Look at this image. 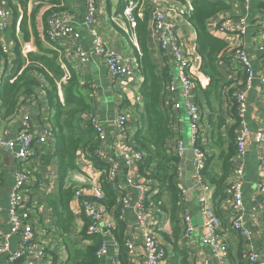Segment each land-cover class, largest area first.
<instances>
[{"label": "crops", "instance_id": "obj_1", "mask_svg": "<svg viewBox=\"0 0 264 264\" xmlns=\"http://www.w3.org/2000/svg\"><path fill=\"white\" fill-rule=\"evenodd\" d=\"M51 0H30L27 4V15L32 10L34 13V26L30 25V19L26 21L28 29V39L24 40L19 31L18 22L15 27L12 26V16L9 27L2 37L4 43L8 46L7 54H0V80L2 75L12 72L14 61L16 60V52L25 57L29 53L43 54L46 50H50L57 54L60 67L67 72V66L74 70L78 77V83L83 90L88 101V111L84 114L94 115L101 121H107L116 117V113L125 114L128 118L127 129L131 136H134L139 127V114L143 109V97L141 91L144 85V78L137 66V51L129 46L127 36L123 33L121 26L115 22L118 14L123 7V0H96L97 12L95 14L94 24L96 34L100 36L106 43L109 50L120 54L124 60L135 63L133 75L129 78H113L106 71L100 60L94 57L92 53V36L89 28L83 24L85 16L84 0H65L66 7L73 13L72 25L79 33L77 39H59L55 43H50L46 36L45 17L49 11ZM206 3H224L229 6L228 11H223L215 14L206 21L208 32L216 39L223 41L227 49L217 55L219 64L217 69L226 80L233 82L231 89H236L245 80V75L241 66L231 58L230 48L240 47L248 54L252 63L255 75V81L252 89L247 94L248 113L247 120L249 124V136L246 144V154L243 159L237 155L235 150L234 156L228 161L230 167L228 177L224 183V188L227 190L229 186L237 179L235 171L242 164L243 171L241 179L244 182L243 206L245 224L251 227L254 231L264 232V210L254 211V202L252 194L256 191L259 182H264V170L259 168L261 160H264V143L256 139V134L264 129V97L262 87L259 84V76L262 72V60L257 51L260 44H264V33L260 29V23L264 20V8L261 4L264 0H249L248 6L243 0H203ZM7 2V0H5ZM16 5V1H12ZM161 6L168 12V21L178 38L181 47L185 51L186 56L191 60L190 72L193 77V88L189 95V100L197 106L200 118L199 137L202 145L209 144L211 127L208 124L209 116L215 120L222 119L220 125L221 133L225 145L229 143L227 135L233 122L230 118L231 114V99L227 94H223V88L219 90V98L215 95L209 85V79L202 74L200 70L201 58L196 51V36L192 24L187 19L183 4L179 0H161ZM152 6L147 3L144 8V18L147 21L146 43L150 54L151 62L153 63L157 75L165 79L163 86L162 108H164L169 116V128L172 132L171 150L173 155L177 154L176 144L182 140L185 144H189L188 123L186 120V112L184 109L175 111L174 104L180 99L178 92L169 93L166 90L167 84L171 79V75H175L171 57L166 51L161 50L158 41L155 39L152 31L153 17L151 13ZM18 9V8H17ZM21 13V9H18ZM230 17L232 20H237L240 17L247 19V32L243 36L224 35L217 32L218 22L221 18ZM10 28V29H9ZM9 30V31H8ZM1 38V39H2ZM78 46L83 51L88 52L92 60L83 64L73 56L70 49L72 46ZM18 46V47H15ZM16 49V50H15ZM48 56H50L48 54ZM37 84L31 87V92L23 94L18 100V106L15 116L11 119L2 118L1 98H0V133L7 138H13L18 130L21 117L28 115L31 124L38 136L44 130H52L53 110L49 108L48 103V84L42 77L36 76ZM228 89V88H227ZM230 89V88H229ZM218 92V91H217ZM222 92V95H221ZM63 100V99H62ZM82 127L87 126L83 114L81 116ZM112 139H108L107 146L111 147L115 141V129L112 126H106ZM53 132V130H52ZM233 136H236V130L233 131ZM234 141V140H233ZM46 145H41L38 142L34 143L35 155L22 162L16 160L13 152L6 149H0V237L7 232L8 223L6 219V208L8 191L14 184V174L18 169L28 171V181L25 184V201L27 202V218L25 223L29 225L35 232V241L38 248L43 249L45 257L37 264H67L70 259L71 252H68L69 241L77 244L82 248V237L80 232L83 226L88 224L87 218L79 211L72 196L69 200V209L72 214V227L68 233H63L56 224L57 213L60 210L58 205L59 192L65 186V178L59 173L58 157L56 154V145L54 136L47 139ZM210 148V147H209ZM214 154L210 169L214 167V172L220 175L219 162L216 158L220 153V149L211 148ZM179 162L178 182L180 184V169L184 168L189 161L187 158L188 152ZM178 157V155H176ZM184 161V163L181 162ZM121 178L119 183L124 187L126 181L123 177L124 172H120ZM133 175L139 177V173L134 170ZM192 184L194 179L191 174ZM211 194L209 198L210 205L214 213L219 214L224 238L227 241L229 248L228 264H244L242 256L247 248V243L241 236L230 230V197L228 200L216 206L214 187L209 183ZM129 192L131 199L138 197L139 193L136 190H126ZM196 189L193 193L191 201L179 206L174 220L170 218V214L160 208L162 202L156 205H149V218L157 222L156 237L166 249L165 262L161 264H200L204 260H212L209 250L201 245L202 237V221L197 210V194ZM226 194L227 191H226ZM162 200L167 201L166 197ZM261 200L264 201V187L261 191ZM150 203V202H149ZM104 208V207H103ZM189 210L192 217L194 230L191 236H183V223L181 216L183 211ZM104 211L108 213L109 220H114L113 211ZM126 221L125 236H129L138 251V255L130 258L125 253L124 264H144L142 254V231L135 225L134 216L130 210H127L124 215ZM116 223V221H115ZM174 228H177L174 232ZM109 246L106 252L99 260V264H123L120 259V244L117 248L112 246V241L115 237L106 231L102 232ZM260 249L264 248V240L255 243ZM18 248L17 238L11 241V251ZM125 249V248H124ZM126 251V249H125ZM231 251V252H230ZM127 252V251H126ZM0 264H8L5 257L0 258Z\"/></svg>", "mask_w": 264, "mask_h": 264}, {"label": "built area", "instance_id": "obj_2", "mask_svg": "<svg viewBox=\"0 0 264 264\" xmlns=\"http://www.w3.org/2000/svg\"><path fill=\"white\" fill-rule=\"evenodd\" d=\"M49 1V0H48ZM61 2L63 0H60ZM248 6L249 0H243ZM149 3L153 17L152 31L155 39L158 41L161 50L165 53L169 48L175 75H171V79L167 84L166 90L169 93L178 92L180 99L174 104V110L184 109L186 112V120L189 131V144H185L182 140L176 144V151L179 158L183 153L191 150L193 155L192 177L194 190L198 189L197 194V210L202 221V237L201 245L209 250L212 260H204L200 264H228L229 248L224 238L221 221L215 215L210 202L211 189L205 183L203 171L205 169L206 155L205 151L197 146L199 137L200 118L197 106L189 100V95L193 88V77L190 72L191 60L186 56L183 47H181L170 22L169 14L161 6V0H123L122 12L118 14L115 22L119 24L123 33L127 36L128 43L139 54V47L136 34V19L144 18L145 5ZM185 14L189 16L193 12L192 0H181ZM61 5H49V14L46 17V35L50 43H55L59 39H77L79 33L74 29L73 13L68 8ZM85 16L83 24L89 28L92 36V53L94 57L104 65L108 74L113 78H129L133 75L135 63L124 60L120 54L109 50L105 41L96 34L92 25L94 24L95 14L97 12L96 0H84ZM12 16L11 10L8 8L5 0H0V46L1 53L7 54L8 46L2 38L10 23ZM260 29L264 33V20L260 23ZM217 32L224 35L243 36L247 32V19L240 17L232 20L230 17L221 18L218 22ZM2 38V39H1ZM71 53L80 63H87L92 60L88 52L83 51L78 46H72ZM231 58L236 61L242 68L245 75L242 87L234 89L230 99L235 104L236 118L238 126L236 128V136L234 145L237 155L244 158L246 154L247 138L249 136V124L247 120L248 102L247 94L253 87L255 81L254 69L246 51L243 48L235 47L229 49ZM257 51L262 60V72L259 76V84L262 87L264 97V44L257 47ZM68 72L57 83V90L60 102L62 103V95L60 91V83L68 79ZM264 105V102H263ZM86 125L92 129L93 140L90 146L80 148L75 153V170L68 171L65 178L66 188L72 190V200L79 211L88 220V233L96 235L102 233V229L110 233L115 224L114 220H109L111 216L104 211L99 204L104 200V190L102 184L106 183L110 189L119 194L117 199L120 206L118 219L123 221L127 210H130L134 216L135 225L142 231V254L144 264H161L166 259V249L156 237L157 222L149 218L150 212L145 207L149 204L150 188L145 184L143 178L133 175L135 170L138 174V166L142 163L144 155L141 151L132 145V138L127 129L128 118L125 114L116 113V117L101 121L94 115L83 114ZM112 126L115 129V141L111 147L107 146L108 139H112L106 126ZM53 137L52 130H44L41 136L35 132L30 117L25 115L21 117L18 130L13 138H7L0 133V149H6L13 152L16 160L22 162L35 155L34 143L46 145V141ZM256 139L264 143V129L256 134ZM94 158L102 163L106 168L102 169L95 164ZM259 168L264 170V160L260 161ZM124 172L126 185L124 187L119 183L121 178L120 172ZM243 171L242 164L235 171L237 179L226 190L230 197V230L243 238L247 248L244 250L242 261L244 264H264V248L260 249L255 243L264 240V232H256L245 224L243 193L244 182L241 179ZM179 175V174H178ZM28 181V171L18 169L14 174V184L8 191L6 219L8 223L7 232L0 237V258L5 257L8 264H15L19 259H23L21 264H37L44 257V251L36 246L35 232L25 223L27 218V202L25 201V184ZM264 182H259L256 191L251 198L254 202V211L264 210V201L261 200V191ZM181 192V204L187 203V191L178 185ZM136 190L139 195L132 200L129 192ZM157 194L154 190L152 196ZM0 211H2L0 207ZM183 223V236L192 235L194 226L189 210L183 211L181 216ZM103 234V233H102ZM17 238L18 248L11 251V241ZM112 246L117 248L119 243L112 241ZM127 255L132 259L138 255V251L129 236H125L123 241ZM109 243L103 239V244L96 252L97 263L106 252Z\"/></svg>", "mask_w": 264, "mask_h": 264}, {"label": "trees", "instance_id": "obj_3", "mask_svg": "<svg viewBox=\"0 0 264 264\" xmlns=\"http://www.w3.org/2000/svg\"><path fill=\"white\" fill-rule=\"evenodd\" d=\"M13 0H7V6L12 12V26L15 27L18 22L19 31L24 40H27L28 29L26 21L30 19V25L34 26V13L32 10L27 15V4L30 0H14L16 5L12 4ZM181 2V0H179ZM50 4L61 5L66 7V2L63 0H51ZM193 12L187 16V19L192 24L195 30L196 51L201 58L200 70L203 75L208 77L209 85L213 92L219 98V90L227 97H230L234 89H231L233 82H230L221 75L217 69L219 60L217 55L227 49L226 44L214 38L206 28V21L215 14L223 11H228L229 6L224 3H206L203 0H192ZM264 8V3L261 4ZM21 9V13L18 9ZM123 8V7H122ZM69 9V8H68ZM122 12V9H121ZM120 12V13H121ZM50 12L48 11L46 17ZM119 13V14H120ZM45 17V23H46ZM146 18L142 20L136 19V34L139 47V54L137 55V66L139 67L144 78V85L141 91L143 97V109L139 114V127L132 138V145L141 151L144 155L142 163L138 166L139 177L144 179L145 184L150 188L149 205H156L162 202L160 208L170 214L173 221L177 211L179 210V203L181 201V192L178 188V169L180 158L173 155L171 150L172 132L169 128L170 114L162 108L161 102L163 97V86L165 79L157 75L156 69L151 62L150 54L146 43ZM47 36V35H46ZM18 47V46H15ZM16 50V49H15ZM1 54V46H0ZM48 54L50 56H48ZM68 79L60 83V91L63 102H60L57 90V83L65 75V71L60 67L57 54L46 50L43 54L29 53L23 57L20 52H16V60L14 67L9 74L2 75L0 80V98L2 118L11 119L15 116L18 106V100L23 94L31 92V87L38 83L36 76L42 77L44 82L48 84V103L49 108L53 110L52 130L56 145V154L59 163V173L66 178L68 171L75 170V153L83 147L91 145L93 140V132L89 126L82 127L81 116L88 111V101L83 90L78 83V77L70 66H67ZM243 83L238 87H242ZM228 88V89H227ZM230 88V89H229ZM218 91V92H217ZM221 92V95H222ZM219 96V97H218ZM231 120L233 125L227 135L229 140L227 148L223 149L225 145L221 133L220 125L223 123L222 119L216 118L213 120L210 116L208 124L211 127V134L209 144L206 147L197 140V146L205 151L206 162L203 171V178L205 182L214 187L216 206L225 200L229 199L226 194L224 183L229 174L228 161L234 156L236 150L234 145L235 136L233 131L238 126L236 118L235 104L231 101ZM210 147V148H209ZM211 148L220 149L217 155L220 167V175L214 172V167L210 169L211 164L214 163V154ZM95 164L104 169L106 166L99 163L94 158ZM104 200L99 204L107 211H113V216L116 221L110 234L115 237V241L120 244V259L124 264L125 253L123 241L126 233V223L118 219L120 206L117 199L119 194L110 189L108 184L103 183ZM157 194L152 196L153 191ZM72 190L70 188L60 189L56 224L63 233H68L72 227V214L69 209V200L71 198ZM163 197L167 201L162 200ZM148 208V203L145 205ZM219 217L218 212L215 213ZM88 224L83 226L80 235L82 237L83 247H78L77 244L69 241L68 252H71L69 262L67 264H96V252L103 244L102 233L92 235L88 233ZM177 228H174V232ZM231 252V251H230Z\"/></svg>", "mask_w": 264, "mask_h": 264}, {"label": "water", "instance_id": "obj_4", "mask_svg": "<svg viewBox=\"0 0 264 264\" xmlns=\"http://www.w3.org/2000/svg\"><path fill=\"white\" fill-rule=\"evenodd\" d=\"M167 52L169 53L170 50L169 48H167ZM188 155V162L186 163V165L183 167H181L180 169V186L183 188V190L187 191V200L191 201L193 198V193H194V188H193V184L190 180L191 178V174H192V168H193V155H192V151L189 150L187 151ZM186 152L183 153L182 157L183 158L186 154ZM182 163H184L183 160H181ZM105 230L102 229V232H104ZM23 262V259H19L15 264H21Z\"/></svg>", "mask_w": 264, "mask_h": 264}, {"label": "rangeland", "instance_id": "obj_5", "mask_svg": "<svg viewBox=\"0 0 264 264\" xmlns=\"http://www.w3.org/2000/svg\"><path fill=\"white\" fill-rule=\"evenodd\" d=\"M10 29V28H9ZM9 31V30H8ZM129 44V43H128ZM129 46H131L130 44H129ZM136 68V67H135Z\"/></svg>", "mask_w": 264, "mask_h": 264}]
</instances>
